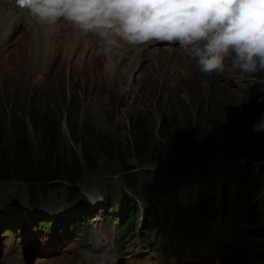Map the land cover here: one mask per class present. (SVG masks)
Wrapping results in <instances>:
<instances>
[{"label":"rangeland","instance_id":"1","mask_svg":"<svg viewBox=\"0 0 264 264\" xmlns=\"http://www.w3.org/2000/svg\"><path fill=\"white\" fill-rule=\"evenodd\" d=\"M19 19L10 25L15 30L10 32L8 38L0 37L1 43L7 44L8 41L7 53L0 58V122L8 126V118L12 114L27 115L34 109L51 114L60 120L59 144L64 152L71 148L78 150L74 140L86 138L87 130L116 141L125 140L130 133V119L137 117L144 119L151 129H156L158 117L165 111H173L183 120L200 116L204 122L211 117L224 115L225 111H231L234 115L243 114L249 109L248 96L264 88V78L246 77L232 66L230 58H226L223 71L205 73L178 45L166 42L146 43L135 47L131 54L128 53L130 46L125 45L115 54L106 56L97 51L99 45L96 38L86 41L82 36L78 43L58 44L57 48L54 43L50 44L52 40H48L50 48L40 56L41 51L34 42L33 47L36 48L29 49L26 28L30 29L31 25ZM64 26L72 27L69 23ZM29 38H32V34ZM37 39L42 42L41 38ZM60 40H63V36ZM84 46H88L87 49ZM106 59L114 63L111 73L104 70ZM45 60L52 61V65L47 63L48 66L44 68L41 63ZM196 159V162L184 166L200 165L202 159ZM211 161L223 170L238 171L239 162L225 159L220 154ZM121 162V159L113 156H99L95 172L84 174L80 187L85 192H92L90 196L94 199L98 198L97 193L109 199L116 198L123 181ZM136 169L141 173L140 187H145L159 174H165L166 168L157 163H142ZM91 184L94 186L91 187ZM20 188L21 184L15 181L0 184V264H5L10 258H13L11 264H78L83 256H97L102 252L116 253L120 257L118 264L163 263L159 257L156 260L154 256L148 257L145 249H136L134 243L127 242L121 251L111 250L114 245L107 238L112 228L108 231L103 229L100 215L95 217L90 227V232L93 226L97 228L101 240V249H94L98 245L94 240L92 246L91 239L84 241L79 238L83 233L79 231V224L63 225L59 210H52L65 205V196H53L49 203L50 212L44 216L45 219H52L53 230L39 232V224L34 225L25 211L13 210L10 206L3 209L5 204L1 194L5 196ZM191 190L195 191L196 186L182 194L186 195ZM249 205V200L245 201L241 208L247 212ZM10 216L11 219L6 222L5 219ZM20 218L24 220L14 231L20 235L21 238L16 239L21 242L12 244L5 236V229L19 222ZM37 218L39 223L44 219L39 215ZM109 219L112 227L118 226L117 223L122 222L121 213L115 210L109 214ZM192 224L200 228L195 222ZM233 225L231 228L236 241L228 239L220 249L211 251L213 259L209 264L264 263L258 258L264 255V236L259 234L264 228V221L250 223L244 219ZM63 228L64 232L60 235ZM193 236L203 238L198 232ZM65 237L68 238L63 241ZM221 253L223 261H215L214 258ZM182 254L181 251L175 257L182 259ZM133 257L147 259L140 263L132 262ZM171 257L164 264H183L179 260L172 261Z\"/></svg>","mask_w":264,"mask_h":264},{"label":"trees","instance_id":"2","mask_svg":"<svg viewBox=\"0 0 264 264\" xmlns=\"http://www.w3.org/2000/svg\"><path fill=\"white\" fill-rule=\"evenodd\" d=\"M244 75L264 78V72ZM247 103L249 109L243 114L225 111L207 122L200 116L183 120L173 111L161 112L156 129L139 117L130 119L125 140L87 130L86 138L74 140L79 149L66 152L60 150V120L55 116L35 109L27 115L12 114L8 126L0 122V183L25 184L32 209L52 196L74 201L83 175L95 172L99 156H113L122 160V182L136 195L140 190L154 194L161 185L168 189L176 181L181 187L196 186L185 203L177 201L180 214L187 212L205 221L214 209L213 213L221 214L226 222L264 221V131L254 129L264 113V88L250 94ZM217 154L239 162L238 171L223 170L212 163ZM196 158L202 159L200 165L184 166ZM142 163L160 164L166 168L165 174L140 187L141 173L136 168ZM248 200L250 209L245 212L241 204ZM131 202L132 218L138 211ZM149 213L146 229L158 221L155 209ZM259 234L264 236V228ZM258 258L264 261V255Z\"/></svg>","mask_w":264,"mask_h":264},{"label":"clouds","instance_id":"3","mask_svg":"<svg viewBox=\"0 0 264 264\" xmlns=\"http://www.w3.org/2000/svg\"><path fill=\"white\" fill-rule=\"evenodd\" d=\"M28 11L45 24L71 22L106 56L166 42L205 73L223 71L226 58L241 73L264 72V0H30ZM254 129L264 131V113Z\"/></svg>","mask_w":264,"mask_h":264},{"label":"bare ground","instance_id":"4","mask_svg":"<svg viewBox=\"0 0 264 264\" xmlns=\"http://www.w3.org/2000/svg\"><path fill=\"white\" fill-rule=\"evenodd\" d=\"M21 3H24V2H19L18 0H0V37L1 38L6 39L9 37L10 32L12 30L13 31L15 30L14 27H12V26L10 27V25L13 22H15V20L17 18H20V19H23L25 22H28L31 25L30 29L26 28L28 30L29 49H31L34 46V44H33V42H34L36 44V46L39 48V50L41 51L40 56H43L45 51L48 49V47H49L48 46L49 45L48 40H52V42L50 44L54 43L56 48H57L58 44L60 46H62L63 43H70V42H72V43L77 42L78 43V41H81L82 36L77 34V31L71 22L61 21L56 26H53L51 24H45L43 21L35 18L28 11L29 5L22 6ZM27 4H30V1ZM65 23H67V24L69 23L72 27H68V28L65 27L64 26ZM16 25H17V27L20 26V24H18V22ZM30 34H32V38H29ZM61 36H63V40H60ZM37 38H41L42 42H40V40ZM94 38L90 37V36L89 37L84 36L83 40H86V39L92 40ZM19 42L20 41H18V43ZM13 43L18 44L17 42H13ZM37 43H38V45H37ZM91 44H92V42H91ZM7 45H8V41H7ZM7 45H6V48H7ZM18 45H20V44H18ZM65 47H66V45H65ZM69 47H71V45ZM87 47L88 46H86V47L84 46V48H86V49H87ZM33 48H36V47H33ZM69 50H70V48H69ZM49 55H51V54H49ZM46 57H47V55L45 56V58ZM109 59H111V57ZM109 59H106V61H105L104 70H108L111 73V71L114 70V63ZM42 62L46 63V64L48 63L50 65H52V63H53L52 61H49V60L48 61L45 60ZM43 63H41V64L43 65ZM44 68H45V66H44ZM44 68H43V70H44ZM98 240H99V237H98L97 233H95L94 234V242L96 244H98Z\"/></svg>","mask_w":264,"mask_h":264}]
</instances>
